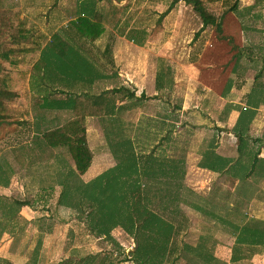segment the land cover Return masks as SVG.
Segmentation results:
<instances>
[{"label":"rangeland","instance_id":"374dc122","mask_svg":"<svg viewBox=\"0 0 264 264\" xmlns=\"http://www.w3.org/2000/svg\"><path fill=\"white\" fill-rule=\"evenodd\" d=\"M239 1L238 10L227 11L223 15L220 32L208 25L197 36L195 33L201 25L200 19L191 6L183 2L177 3L158 21V15L166 9L169 0L93 1L107 14L108 21L104 23L106 31L94 43L93 49L97 53H92L91 57L98 59L96 63L104 69L110 68L108 63L105 65V56L100 51L107 46L112 59L116 55L115 60L119 63L116 72H121V75L117 74L121 79L116 85L120 82L129 90L133 89L134 94L136 90L140 98H122L121 93L116 94L122 98L123 105L127 104L119 120L85 118L87 144L93 152L92 172L87 174L96 176L115 163L106 138L115 137L114 132L120 137H130L134 150L140 154L153 149L156 154L168 158L184 159L191 147L203 146L211 126L221 123V120L228 124L230 98L243 100L248 90L244 92L241 85L239 90L233 87L232 95L230 92L224 96L222 94L230 66L237 56V70L240 71L244 65L249 67L243 75L244 79L239 78L240 82L243 84L252 80V90L249 87V92L259 91V87L264 92V76L253 79L264 59V0ZM76 2L80 0H0V31L5 33L9 19L14 23L11 14L17 11V18L25 20L22 28L27 30L28 36L21 44L33 42L31 46L34 47L35 40V44L41 45L45 37L60 26L61 21L73 14ZM219 4L208 6L218 13L221 9ZM89 7L93 8L91 3ZM117 18L122 20L119 19L115 27ZM131 26L143 38L142 45L127 40L124 35L120 36L119 30L126 32ZM36 34H40L39 37L36 38ZM83 43L89 47L88 43ZM37 56L36 49H31L17 52L13 57L15 62L0 59L5 71L11 74L10 89L16 94L12 100L5 102L10 109L6 111L9 116L0 119V163L3 162V168L9 171L7 185L0 184V264H10L2 258L3 255L7 256L8 246L14 253L31 258L36 253L40 234L45 236L49 230V234L58 242L57 258L68 256V260H73L71 264H134L130 259L134 241L122 228H112L109 238L96 236L81 218L83 212L56 205L57 185L49 191L50 196L40 189L38 179L47 176L46 181L50 180L44 164H51L54 154L60 157L65 153L47 149L40 151L35 145L37 125L41 130L60 124L70 113L32 105V101L40 96L33 84L36 78L33 72L30 73ZM120 64H123L122 71ZM239 71L237 73L242 75ZM191 76L198 77L203 84H196ZM136 81L137 86H134ZM57 96L62 97L57 92L51 97L47 95L50 99ZM178 107L179 111L176 110ZM259 119L264 123V115ZM253 124L256 130L263 126L259 121ZM259 145L258 141L254 143L255 147ZM226 147H230V136L223 133L220 150L226 153ZM193 150L191 148L189 151ZM188 156L185 173L187 166V174L191 178L185 182L186 186L205 196L200 199L193 197V200L225 219L236 221L239 216L242 217L244 213L241 212L248 206L242 200L234 204L236 199L230 197V180L220 175L205 183L207 177L201 180L203 175L198 168L188 166L195 162L196 155L191 152ZM69 162L73 165L71 160ZM89 175L83 177L85 182L93 178H88ZM240 188L242 194L249 197L256 191L251 184H242ZM211 195L214 197L210 198ZM15 200H27L29 204L18 205ZM182 207L185 221L175 236V245L194 243L198 234L211 237L207 242L209 244L215 237L222 244L227 259L229 225L209 214L191 210L185 205ZM178 220L179 216H175V221ZM122 257L126 259L122 260ZM192 258L183 257L175 264H200Z\"/></svg>","mask_w":264,"mask_h":264},{"label":"trees","instance_id":"16d2710c","mask_svg":"<svg viewBox=\"0 0 264 264\" xmlns=\"http://www.w3.org/2000/svg\"><path fill=\"white\" fill-rule=\"evenodd\" d=\"M93 1L85 0L84 3L79 4L75 10V18L58 27L49 38L45 37L43 46L35 44V40L34 47L31 46L33 42L29 45L21 44L28 37L27 30L22 28L25 20L18 19L19 13L13 12L11 16L14 23L9 19L5 33L0 31V59L15 62L13 57L17 52L36 49L40 53L32 63L30 73L33 72L35 81L42 82L45 88L50 89L49 85L66 87L73 81H89L90 77L96 73V68L84 55L80 54L81 42L82 40L95 41L104 31L103 13L96 9L94 4L93 8L89 7L90 3H94ZM179 1L190 5L200 19L201 25L195 36L208 25L214 26L215 30L220 32L223 15L227 11L238 10L240 3L239 0H169L166 9L159 14L158 21ZM214 3H220L221 9L218 13L211 9L212 6H208ZM119 31L128 40L142 45L143 38L133 27L128 28L126 32ZM237 66L238 56L235 58L231 72H236ZM160 74L158 71V75ZM262 76H264V59L254 79ZM11 78V74L5 71L0 62V119L9 116L6 111L10 109L8 110L5 102L12 100L16 95L10 89ZM224 87L223 95L231 88L229 79ZM258 89L259 91L254 90L249 95L246 105L252 107L264 105V92L261 91V87ZM109 91L121 93L122 98L136 100L140 98L135 97L134 93L125 86L111 88ZM61 93L63 96L59 98L38 96L32 101L34 107L65 109L71 112V115L60 124L41 130L37 125V136H35L37 148L39 147L40 151L47 149L65 153L60 157L54 154V161L51 164H44L50 180L46 181L47 176L38 180L40 189L47 196H50L49 191L51 192L57 185L59 191L56 196V205L83 212L81 218L90 232L96 236L109 238L112 228H122L134 241L133 250L130 252V259L134 264H150L151 262L164 264L169 261L175 264L179 259L191 256L204 264H216V259L208 246L210 244L207 243L211 237L207 235H199L194 245L188 242L175 245V236L184 225L182 206L185 205L228 224L231 232L235 234L236 243H247L264 248L263 222L251 218L244 220L245 218L241 216L238 218L241 221H232L203 207L193 200V197L200 199L201 196L183 182L185 176L183 158H168L162 154H156L153 149L140 154L134 150L133 141L128 136L120 137L117 132H114L115 137H106L115 164L85 182L81 174L89 167L93 156L87 144L85 118L87 116L101 117L106 113L113 114L114 100L106 98V101H101L100 98L88 97L84 92L72 93L65 89H61ZM254 113L253 108L242 107L232 128V132L238 139L236 158L213 152L214 146L208 143L197 165L225 174L230 171L233 176L241 173L244 177L250 175L257 168L259 159L256 155L252 157L253 165L249 167L247 164L251 158L248 156H251V152L243 151L242 148L247 145L244 128L249 125ZM69 160L73 162V165ZM232 162L236 164L232 166ZM258 168L261 169V167ZM8 172L6 168H3V162L0 163V184L7 185ZM15 202L18 205L29 204L27 200H15ZM175 216H179L180 220L175 221Z\"/></svg>","mask_w":264,"mask_h":264},{"label":"crops","instance_id":"0c3cea01","mask_svg":"<svg viewBox=\"0 0 264 264\" xmlns=\"http://www.w3.org/2000/svg\"><path fill=\"white\" fill-rule=\"evenodd\" d=\"M84 2H85V0H80V2H76L73 14L70 17H68L67 19H65L63 22L61 21L60 26L67 24L68 20L75 18V10L79 7V4L84 3ZM179 2H182V1H179ZM179 2H177V3H179ZM176 4L174 6H176ZM92 5H93V3H92ZM246 5H249V4H246ZM95 8L101 11V9H99L98 7L95 6ZM101 12L104 15V18L102 21V24L104 26V31L102 33H104L106 31L104 23H105V21H108V20L106 19L107 14L103 11H101ZM20 16H21V14H20ZM119 19L120 18H117L115 20V23H114L115 27H116V23H117V21H119ZM121 20H122V18L120 19V21ZM60 26H58V27H60ZM58 27L55 28L49 35H47V38H49L50 35L55 30L58 29ZM71 33H73V32H71ZM119 34H120V36H123L121 34V32ZM39 35L40 34H36V38L39 37ZM125 38H126V36H125ZM96 40L92 41V42L82 40V42H81L82 46L80 47V50H81L80 54L84 55L88 59V61L91 64H93V66L96 68V73L90 77L89 81H86V80L79 81V82L73 81L71 85H67L66 87L62 86V85H54V86L49 85L51 88L49 89L48 87H46L47 88L46 90H45V85L42 82L35 81L33 84H34V87L37 90H39L40 96H46L47 97V95H49V97H51L52 94H54L55 92H57L63 96V94L61 93V89H65V91H69L72 93L84 92L85 94H87L88 97L100 98L101 101H106L105 100L106 98L108 100L109 99L112 100L114 98V113L113 114H107L106 113L105 115H103L101 117L106 118V119L114 117V118L119 120L121 118V112L123 111V107H122L123 104L121 101L122 98L119 96H116V94H117L116 92L109 91V89H111V88L124 87V85L121 84L120 82H118L119 85H116V82L118 81V79H121V77L117 76V74L121 75V72H119V71L116 72L119 63L117 62V60H115L116 55H114L113 56L114 59H112V57H111L112 54L108 50L109 48H107V46H104L100 51L103 54V56H105V58H104L106 60L105 65H107V63H108L110 68L104 69L99 64H97L96 61H98V59H92V57H91L92 53L93 54L97 53V50L93 49L94 45H95L94 43L96 42ZM83 42L88 43L89 47H87L88 45L86 46V44ZM44 43H45V41L41 44V46H43ZM37 52L39 55L40 51H37ZM100 61H102V60H100ZM120 65H121L120 70L122 71L123 64H120ZM232 66H233V64H231V66H230L229 74H228V77L226 79V81L228 79H229V81H231V88L227 91L226 94H228V92H230V95H232L233 93L231 94V92L233 90V87L238 88L242 85L240 88L243 87L244 92L246 91V89H248L247 90L248 92L246 91L244 94V96H246V97L244 98V96H243V100H241V99L236 100V99L230 98V106H229L230 107V111H229L230 116L228 117V124H225V121L221 120L222 125H221V123H215L214 127L211 126L205 135L208 139L204 141L205 143L203 146L196 145L194 147H191L194 149L193 151H189L191 148L190 149L188 148L189 150L187 151V155H186V157H184V164L187 165L189 158H190L188 155L191 154V152H192V154L196 155V159H195V162L193 164L190 163L188 166H190V168H198L199 173L201 175H203V176H201L200 179L203 180L202 178L207 177V179L204 181L205 183H207L208 180H212V179H214L220 175H221V177L223 176L227 180H230V183L232 184V186H231L229 191H230V197L233 196L234 199H236V200H234V204L236 202H240L242 200L245 203V205L248 206L247 209H243V212H241L242 214L244 213V215L242 216L243 218H245L244 220L251 218V219L259 220L260 222H263V224H264V123H261V121L259 119V117L264 115V105L260 104V105H258V107H252L250 105H246V101L248 100V98H250L249 95L252 94L249 92V87H251V90H252V86H250V84L252 83V80H251V82H247V83L243 82V84L240 81L244 79L245 76H243V75L249 67L247 65H244L240 71L237 70V71L241 72V74H242V75H239L237 73V71L234 73L231 72ZM110 69H112V70H110ZM191 78L197 82L196 84H199V83L203 84V81L201 83L200 80H198V77L191 76ZM137 79H138V77H137ZM253 79H254V76H253ZM260 81H263V80H260ZM137 82L138 81H136L134 83V86H137ZM238 82H240V83H238ZM236 83H238V84L236 85ZM204 87H206L207 89H211V88H209L208 85H204ZM52 89H53V91H52ZM238 90H239V88H238ZM131 91H133V89ZM134 91H135V94H134L135 97H139L140 94H137L136 90H134ZM205 96H206V94H205ZM57 98H58V96H57ZM245 106H248L249 108H253L255 113H254L252 120L249 123V125L246 128H244L245 137H247L248 140H247V145L245 147H243L242 149H243V151H250L251 152L250 153L251 156H248V158H251V161L247 164V165H249V167L251 165H253L252 157H255V155L257 156V158L259 159V161L257 162V168L250 175H248L247 177H244L242 173L237 174V176H233L230 174V171L225 174V173L212 171V170H209L207 168H203V167L198 166L197 163L200 160L202 153H204L205 148L207 149L208 143H210L211 145L214 146L212 148L213 152L220 154V155H223V156L236 158L237 152H238L236 149L237 144H238V139L234 135V133L232 132V128L236 123L240 109L242 107H245ZM37 108H39V107H37ZM42 109H45V108H42ZM52 110H56L57 112L58 111L59 112L60 111L69 112L70 113L69 116L71 115L70 110H65V109H52ZM176 110L179 111V107ZM181 115H182V112H180V116ZM88 117L95 118V116H87L86 118H88ZM101 117H97V118H101ZM255 121H259L260 125H263L258 130H256V128L254 129V127H253V125H254L253 122H255ZM175 123H176V121H175ZM163 130L165 132L164 128H163ZM253 131L254 132L260 131V133L254 134ZM223 133H225V135L230 136V147H226V149H225V150H227L226 153L223 152V150H220L221 149L220 148V138H221ZM246 133H247V136H246ZM168 134H169V132H168ZM254 135L257 138L254 137ZM226 137H225V139H226ZM251 137H254V139L249 141L251 139ZM164 139H167V136H164ZM256 141H258V143L260 144L258 147L254 146V143ZM248 143H250V145ZM232 163H231L232 166L236 164V163L234 164V162H232ZM113 165H111V166H113ZM111 166H109V167H111ZM258 167H261V169ZM91 172H92V160H91L89 167L84 172V174H81L82 179H84L83 177H85V175H89L87 173H91ZM90 176L94 177V174L89 175L87 177L89 178ZM190 178L191 177L187 174V166H186V173H185L183 182L184 183L187 182L188 179H190ZM195 178L198 180L197 177H195ZM239 182H241V184H239ZM242 184H251L252 188H254L256 190V191L252 190V191H254V195L249 197V196L242 194V192L240 191V189H241L240 186ZM185 185H187V184L185 183ZM246 186L248 187V185H246ZM192 189L197 194L200 193L199 191H196L194 188H192ZM199 195L201 196V198L205 197L202 194H199ZM207 197H209V196H207ZM207 197H206V199H210V198L214 197V195H211L210 198H207ZM188 208H190V207H188ZM230 209L234 210V207H231ZM191 210H193V209H191ZM237 220L241 221L240 219H237ZM50 232L51 231L49 230V233ZM49 233H46L45 236H42V234H40V237L38 238V240L36 242V253L33 254L31 258L27 257L25 254L18 255L16 253H14L13 250L9 249L10 248L9 246H8L7 256L3 255L2 258L3 259L5 258L7 261H9L8 263H10V264H71L73 262V260H70V258L68 260V256L57 258L58 242ZM199 235H202V234H198L197 238ZM216 239L217 238L214 237V239L211 240L210 245H209L214 258L216 259V264H264V248L261 246H251L247 243H236L235 242V234L233 232H231V229H230V242H229L230 247H229V253H228L227 259L225 256L226 252L221 248L222 244H220V241H218ZM196 241H197V239H196ZM196 241L194 243H191V242H188V243L194 245L196 243ZM192 259L196 260L200 264H204L203 262H201L200 260H197L196 258H192ZM120 264H121V262H120Z\"/></svg>","mask_w":264,"mask_h":264}]
</instances>
